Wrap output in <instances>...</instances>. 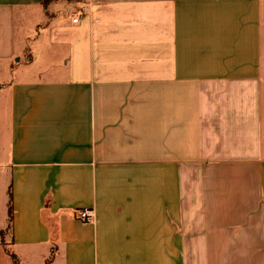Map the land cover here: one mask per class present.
Listing matches in <instances>:
<instances>
[{
    "label": "crops",
    "instance_id": "1",
    "mask_svg": "<svg viewBox=\"0 0 264 264\" xmlns=\"http://www.w3.org/2000/svg\"><path fill=\"white\" fill-rule=\"evenodd\" d=\"M0 181V264H264V0H0Z\"/></svg>",
    "mask_w": 264,
    "mask_h": 264
},
{
    "label": "rangeland",
    "instance_id": "2",
    "mask_svg": "<svg viewBox=\"0 0 264 264\" xmlns=\"http://www.w3.org/2000/svg\"><path fill=\"white\" fill-rule=\"evenodd\" d=\"M8 200V196L5 191V184L0 181V226L5 225L6 223V213L1 214V210L4 211L6 207V202Z\"/></svg>",
    "mask_w": 264,
    "mask_h": 264
},
{
    "label": "built area",
    "instance_id": "3",
    "mask_svg": "<svg viewBox=\"0 0 264 264\" xmlns=\"http://www.w3.org/2000/svg\"><path fill=\"white\" fill-rule=\"evenodd\" d=\"M79 18H75L73 22L77 23ZM76 217L83 222H92L94 219L93 212L88 209L79 210L76 212Z\"/></svg>",
    "mask_w": 264,
    "mask_h": 264
},
{
    "label": "trees",
    "instance_id": "4",
    "mask_svg": "<svg viewBox=\"0 0 264 264\" xmlns=\"http://www.w3.org/2000/svg\"><path fill=\"white\" fill-rule=\"evenodd\" d=\"M52 1H55V0H44V5H48ZM12 220H13V205H12V193L10 192V200H9V222H10V225L12 223ZM12 257L16 261L15 255H12Z\"/></svg>",
    "mask_w": 264,
    "mask_h": 264
}]
</instances>
